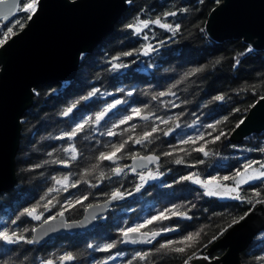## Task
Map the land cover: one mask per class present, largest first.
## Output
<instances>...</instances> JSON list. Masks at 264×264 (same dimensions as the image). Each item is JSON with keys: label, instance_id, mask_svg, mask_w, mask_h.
I'll return each mask as SVG.
<instances>
[{"label": "trees", "instance_id": "obj_1", "mask_svg": "<svg viewBox=\"0 0 264 264\" xmlns=\"http://www.w3.org/2000/svg\"><path fill=\"white\" fill-rule=\"evenodd\" d=\"M216 5V0H203V3L200 0H128L112 32L91 52L80 55L74 78L34 88L32 103L20 118L19 146L14 164L16 182L0 193V229L7 226L10 232H23L31 239L34 227L50 215L57 216L63 211L66 220H76L88 205L109 198L112 191L119 189L125 195L98 219L93 230L65 233L45 243L6 245L0 241V264H42L48 259L60 264L58 257L66 252H72L76 259L64 264H97V261L117 253L122 255L107 264H128L136 252H149L150 255L144 261H133V264H184L195 253L207 260L223 253V249L213 252L206 249L213 236L219 237L234 219L239 220L258 204L255 203L257 199L264 198V181L255 180L240 186L241 196L252 197V203H248L247 200L207 196L192 181L179 178L195 173L202 178L215 176L221 180L243 170L246 163L264 161V153L256 150L264 147V130L244 137L239 143L230 137L248 109L264 96V50L251 48L252 51L246 52L249 45L241 39L211 40L204 25L208 13ZM168 12H176V15L164 16ZM137 17L150 21L160 17L162 23L173 27L178 24L180 28L173 34L159 25L149 24L137 34L134 29L125 27L135 23ZM25 20L26 14L19 12L8 22L0 23V38L8 27H13L14 32L19 31L16 22ZM148 44L155 50L144 55L143 48ZM126 52H132V55H122ZM116 56L119 59L113 61ZM112 63L127 67L112 69ZM194 68L203 70L182 79ZM178 80L181 81L179 84L176 83ZM93 89L99 91L82 99ZM169 89L175 95L152 98L160 92L167 93ZM218 95L224 99L215 100ZM115 100L122 103L110 109L98 124L86 125L71 139L63 136L85 119H94L96 113ZM77 101L79 103L67 116L62 115ZM145 105L147 108L141 116L152 113L149 119L134 116L124 124L119 123L131 114L132 108H144ZM169 117L173 119L169 120ZM224 117L228 119L225 121ZM217 121L221 123L216 124ZM154 125L158 130L152 133L150 142L134 143ZM208 125L215 127L209 128ZM110 130L116 135H108ZM221 131L225 135L214 140ZM201 133L203 139H197ZM129 136L132 140L128 139ZM189 137L193 140L189 141ZM123 141L128 143L117 154L119 159L98 161L101 152H110V145ZM70 146L77 150L76 160L71 159L70 151H65ZM201 146L208 152L207 156L196 150ZM146 153L159 157L157 164L150 168L163 175L143 184L137 191L136 185L141 183L140 173L145 170L132 172L129 160L134 155ZM178 158H182L183 163L176 164ZM61 160L67 163L57 162ZM97 164L99 166L93 168ZM117 167L124 170L119 175L112 172ZM64 176L69 177V185L75 183L76 186H69L64 191V185L56 184L53 179ZM222 181L234 183L233 180ZM49 188L59 191L49 193ZM254 190L260 191L261 197L253 196ZM85 196L87 199H83ZM78 198L81 203L72 207L66 204V201ZM49 200L52 204L45 210L44 205ZM37 202L40 203L37 213H43L45 218L35 220L21 215L25 208H31ZM172 205L179 206L178 210L186 212L187 216L166 213L170 219L154 221L141 230L176 228V233L157 239L150 247H129L121 243L118 229H126L144 218L156 216ZM201 229L199 240L185 252L155 251L168 240L179 242L182 237ZM113 241L117 242L113 249L98 250ZM90 244L92 248L88 247ZM174 246L183 245L177 243ZM258 257H264V230L240 253L241 264H264Z\"/></svg>", "mask_w": 264, "mask_h": 264}, {"label": "water", "instance_id": "obj_2", "mask_svg": "<svg viewBox=\"0 0 264 264\" xmlns=\"http://www.w3.org/2000/svg\"><path fill=\"white\" fill-rule=\"evenodd\" d=\"M127 1L39 0L33 18L0 46V193L13 187L16 182L14 164L19 146L20 118L32 103L34 88L40 84L74 78L80 55L91 52L112 32L114 23L127 7ZM9 20L0 19V22ZM204 29L215 42L241 39L254 50H264V0H219L208 13ZM241 121L244 123L239 128L235 127L230 135L234 142L239 143L244 137L264 130L262 97L253 103ZM134 156L157 155L146 153ZM132 157L129 160L132 172L147 170L158 162L137 160L134 163ZM119 200L107 198L92 203L76 220H66L64 215L45 219L48 223L45 224V220L38 223L31 238H36L35 243H45L65 233L93 230L98 219ZM247 213L243 220L231 224L223 235L207 247V252L223 249L219 257L210 260L194 258L190 264H241L240 253L264 230V204H256ZM176 231L162 232L156 239ZM121 243L130 247L152 245Z\"/></svg>", "mask_w": 264, "mask_h": 264}, {"label": "snow or ice", "instance_id": "obj_3", "mask_svg": "<svg viewBox=\"0 0 264 264\" xmlns=\"http://www.w3.org/2000/svg\"><path fill=\"white\" fill-rule=\"evenodd\" d=\"M38 2L39 0H27V2H25V0H0V19L2 20H9V18L14 17L15 14L20 11L23 10L25 13H27V20H31L33 18V15L35 14V12L37 11V7H38ZM201 3H203V0H200ZM216 3H219V0H216ZM21 4H22V9H21ZM180 11H188L187 9H181ZM175 16L176 12H168V13H164V16ZM17 24H19V27L21 29H23L25 27L24 23H20L19 21L16 22ZM149 24H156L159 25L161 28H165L168 29L169 31L173 32V34H175L176 31L179 30L180 25H175V27H173V25L171 24H166V23H162L160 17H157L155 20H141L139 19V17L136 18V22L135 23H130L128 25H126V28L129 29H134L135 33L139 34L144 28H147L149 26ZM201 31H203V29H201ZM17 33L13 31V27H8L6 32L2 33L3 38H0V46H3L7 40L9 39L10 36H14ZM145 39H147V37H145ZM163 43V42H161ZM155 49H153L151 44L145 45L143 48V54L144 55H148L149 52L154 51ZM252 51L251 46H249L248 49H246V52H250ZM122 55L124 56H130L132 55V52H126L123 53ZM241 55H243V53H241ZM119 56L113 57L112 60H118ZM217 63H219V61H217ZM236 63H239V61L237 60ZM123 67H127V65L125 64H120V63H112V69H118V68H123ZM203 68H194L191 69L190 71L186 72L184 74V76L182 77V79L187 78L189 76H193L196 73L202 71ZM181 81H177L176 83L179 84ZM173 87H175V85H173ZM99 91V89H93L91 92L88 93V96L86 97H82V99H88V97L95 95L97 92ZM175 95V93L171 92V89L168 90V92H160L156 95H153V99H157L159 96H164V95ZM128 95H131V92L128 93ZM215 100H223L224 97L222 95H218L214 98ZM262 99H264V97H262ZM79 103V101H77L76 103H73L70 107L67 108V110H65L62 115L67 116L73 108L76 107V104ZM122 101L121 100H115L112 104L107 105L103 110H101L100 112L95 114L94 119L92 117H89L87 119H85L84 121H82L81 123L76 124V126L70 131V132H65L63 133V136L68 137L69 139H71L72 137H75L77 135L78 132L83 131V129L85 128L86 125H89L90 123H96L98 124L104 117L105 115L108 113V111L112 108H115L116 105L121 104ZM147 108V105L144 106V108H132L131 109V114L127 115L125 117H123V119H121L119 121L120 124H124L127 121H130L133 119L134 116L137 117H141V114L145 111V109ZM234 111H239V109H235ZM152 115V113H148L147 115L142 116V119H149V117ZM157 119H159V117H157ZM169 120L173 119L172 117L168 118ZM228 119V117H224V120L226 121ZM162 122H167V121H162ZM221 121H217L216 124H220ZM244 121H240L237 125L236 128H239L241 124H243ZM136 125H132V128L135 129ZM207 127L209 128H214V125H208ZM158 128L157 126H153L151 128V131H145L142 133V135L134 140V143L136 144H142L145 141H149L150 142V137L152 135V133L157 132ZM169 131H171V129H169ZM233 131H235V129H233ZM108 135L112 136V135H116L115 132L113 131H109L107 133ZM165 135H168V132L164 133ZM225 133L223 131L220 132L219 135L214 137V140H219L221 138V136H224ZM129 140H132V137L129 136L128 137ZM197 139H203V133L200 134L199 137H197ZM189 141L193 140L192 137L188 138ZM183 143H187L188 141H182ZM128 143V141H123L120 144H112L110 145L112 151L110 152H101L99 154V157L97 158L98 161H104V160H109V161H115L116 159H119L120 157L117 155L118 153H121L122 150L125 148V145ZM197 151L203 152L205 156L208 155V152L205 151L204 147L201 146L200 148L196 149ZM257 151H260L262 153H264V147H260L258 149H256ZM65 151H70L71 152V159L72 160H76L77 159V150L74 146H70L69 149H65ZM164 155L168 156L171 155V153H164ZM134 163L137 160L140 161H148V162H153V161H159V157L158 156H147V157H138V156H133L132 157ZM58 163H67L66 161H57ZM200 163H203V161H199ZM176 164H181L183 163V159L182 158H178L175 160ZM258 164L259 167H253V165ZM99 165H93V168L98 167ZM35 167H39V165H36ZM243 172H241L240 170H237L236 173L233 176H224L223 180H234L235 184L234 186H228L225 184H221L218 181V178L215 176L210 177L207 180H201V178L199 177V175L195 174V173H189V175L187 176H181L179 179L181 181H192L195 184H200L204 189H205V195L207 196H220V197H231L233 199L236 200H247L248 203H252V197H243L240 194V186L244 185V184H248L251 181H255V180H261L264 181V163H261L259 161H251L249 163H246L243 165ZM133 171H135V168L132 169ZM124 170L122 168H115L112 169V172L116 175H119L123 172ZM101 177H104V173L101 172L100 173ZM159 175H163V173H160L159 171H157L156 173H153L151 171H149L147 173V176L145 175H140V184L136 185V190L139 191L140 188L143 186L144 183L147 182V180L150 179H156L157 176ZM56 182V184H61L64 185L63 190L67 191V188L69 186L71 187H75L76 184L73 183L71 185L68 184V180L69 177L68 176H64L62 178H53ZM78 183V182H77ZM53 191H59L58 189H53V188H49L48 192L51 193ZM130 194V193H128ZM47 195V193H46ZM125 193L121 192L119 189H116L114 191L111 192L109 199L110 200H117V199H122L124 197ZM253 196L255 197H261V192L260 191H256L254 190L253 192ZM41 199H44L43 197ZM83 199H87V197H83ZM81 203V199H76L75 201L72 200H68L66 201V204L69 207L74 206V204H79ZM255 203L258 204H264V198L261 199H257L255 201ZM52 204V201L49 200L47 204L44 205L45 210L48 209L49 205ZM40 207V203L37 202L36 205H33L31 208H25L23 213H21V215H27L29 217H32L33 219L36 220H40L41 216L43 215V213H37V209ZM91 207V205L89 206ZM179 206L177 205H172L171 208H165L163 211L159 212L158 215L156 216H152L149 219H146L143 221L142 224H136L133 227L124 229V228H120L118 229V231L120 232L121 236L123 237V240L121 242H131V243H147V244H151L153 240L156 239L157 236H160L162 232H169V231H173V229H169V228H161L159 230H152L149 232H141V229L146 227L147 225L152 224L154 221H158V220H167L170 219L171 217L169 215H166V213H170L171 216H187L186 212H181L178 210ZM59 216H63L64 213L63 211L58 213ZM248 213H245V216H247ZM245 217H240L239 220H243ZM17 219H19V217H17ZM49 219H55V217H49ZM239 220L234 219L232 221V224H236L239 222ZM13 224H15V221H12ZM45 224L48 223L47 220L44 221ZM232 225H228V227H231ZM227 229H223L220 232V235H223V231H226ZM24 231H27V229H25ZM32 231H35V229H33ZM203 231V229L195 232V233H189L187 236L182 237V239L179 242L176 241H172V240H168L165 243L160 244L159 248H156L155 251L156 252H161V251H168V252H176V253H182L185 252L186 249L188 247H191L194 243H196L199 240V237L201 235V232ZM134 234H138V235H134ZM218 237L217 236H213L212 240H216ZM0 241H3L6 245H17L21 242L27 243V244H33L36 242V238H27L23 235V232H17V231H9V228L7 226L3 227L2 229H0ZM212 241H210L211 243ZM116 241H113L112 243H107L104 244L103 246H101L98 250L99 251H109L110 249H113L114 247H116ZM177 243L183 245L181 246H174ZM89 248H92L93 246L90 244L88 245ZM116 255H122V253H117ZM150 255L149 252H136L135 255L132 257L131 260L128 261V264H133V261L136 260H140V261H144L147 259V257ZM195 256V254H193V256L189 257L187 260L184 261V264H189V261L191 259H193V257ZM206 258V257H205ZM76 259V256L72 253V252H66L63 255L58 257V260L60 261V264H64V262L66 261H73ZM110 259H114V257L109 256L107 257L105 260L103 261H97V264H107V260ZM257 259L264 261V257H258ZM42 264H55V261L52 259H48L46 261H43Z\"/></svg>", "mask_w": 264, "mask_h": 264}, {"label": "rangeland", "instance_id": "obj_4", "mask_svg": "<svg viewBox=\"0 0 264 264\" xmlns=\"http://www.w3.org/2000/svg\"><path fill=\"white\" fill-rule=\"evenodd\" d=\"M19 12H23V13H25L23 10H20V11H18L17 13H19ZM26 14V20H25V22H23L24 24H26V21H27V13H25ZM1 23V22H0ZM21 29V28H20ZM261 163H264V161L263 162H261ZM253 167H259V165H257V166H253ZM244 170V169H243ZM243 170H241V172H243ZM149 171H151V172H153V173H156L157 172V170H155V169H151V168H149V169H147V170H145L144 172H142V173H140V175H145V176H147V173L149 172ZM160 177V175L159 176H157V178L156 179H150V180H147V182L146 183H149V182H151V181H154V180H157L158 178ZM201 178V180H207V179H209L210 177H205V178H202V177H200ZM218 178V177H217ZM223 180V178L220 180L219 178H218V181H219V183H221V184H225V185H228V186H234V184H235V182H234V180H233V184H226V183H223L224 181H222ZM141 182V181H140ZM145 184V183H144ZM195 184V183H194ZM197 186H199V187H201L203 190H204V193H205V189L200 185V184H196ZM218 198H221V199H233V198H231V197H220V196H217ZM39 214V213H38ZM53 216H56V215H50L49 217H53ZM48 217V218H49ZM32 218V217H31ZM43 218H45L43 215L41 216V219L40 220H42ZM47 218V219H48ZM147 218H144V219H142V221H140L139 223H136V224H142L143 223V221L144 220H146ZM36 220V219H35ZM136 224H133L132 226H129V227H127V228H130V227H133L134 225H136ZM126 228V229H127ZM193 256V255H192ZM112 257H114V259L117 257V255H113ZM202 258L203 257V259H205L204 258V256L203 255H200L199 253H195V256L193 257V259L194 258ZM110 260H112V259H110ZM110 260H107V262H109ZM192 260V259H191ZM190 260V261H191ZM190 261H189V264H190Z\"/></svg>", "mask_w": 264, "mask_h": 264}, {"label": "flooded vegetation", "instance_id": "obj_5", "mask_svg": "<svg viewBox=\"0 0 264 264\" xmlns=\"http://www.w3.org/2000/svg\"><path fill=\"white\" fill-rule=\"evenodd\" d=\"M169 229H176V228H169ZM157 230H159V229H157ZM142 231H143V230H142ZM151 231H152V230H151ZM156 240H157V239H156ZM156 240H154V242H155ZM154 242H153V243H154ZM153 243H152V244H153Z\"/></svg>", "mask_w": 264, "mask_h": 264}, {"label": "bare ground", "instance_id": "obj_6", "mask_svg": "<svg viewBox=\"0 0 264 264\" xmlns=\"http://www.w3.org/2000/svg\"><path fill=\"white\" fill-rule=\"evenodd\" d=\"M142 231V230H141ZM122 241V240H121ZM130 247V246H129Z\"/></svg>", "mask_w": 264, "mask_h": 264}]
</instances>
